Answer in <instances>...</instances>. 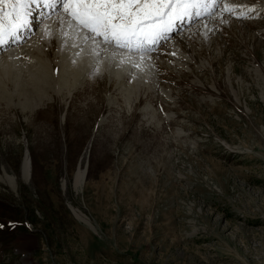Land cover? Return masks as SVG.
Wrapping results in <instances>:
<instances>
[{
    "label": "rangeland",
    "instance_id": "obj_1",
    "mask_svg": "<svg viewBox=\"0 0 264 264\" xmlns=\"http://www.w3.org/2000/svg\"><path fill=\"white\" fill-rule=\"evenodd\" d=\"M236 1L142 71L78 37L57 94L35 52L0 66V264H264V0Z\"/></svg>",
    "mask_w": 264,
    "mask_h": 264
},
{
    "label": "snow or ice",
    "instance_id": "obj_2",
    "mask_svg": "<svg viewBox=\"0 0 264 264\" xmlns=\"http://www.w3.org/2000/svg\"><path fill=\"white\" fill-rule=\"evenodd\" d=\"M52 6L55 0H0V44L7 43L5 37L15 38L29 24L31 7ZM218 0H61V8L69 29H73L81 43L91 46V54L98 57L101 52H110L113 60L129 63L143 70L140 63L131 59L145 55L161 42L181 23L193 15H201V7L210 9ZM243 5L229 6L225 3L222 12L237 18L252 11ZM211 14V13H208ZM67 35V33H63ZM76 46L75 44L73 45ZM175 55V53H171ZM151 57H149L150 59Z\"/></svg>",
    "mask_w": 264,
    "mask_h": 264
},
{
    "label": "bare ground",
    "instance_id": "obj_3",
    "mask_svg": "<svg viewBox=\"0 0 264 264\" xmlns=\"http://www.w3.org/2000/svg\"><path fill=\"white\" fill-rule=\"evenodd\" d=\"M225 3V2H224ZM228 4H230V3H228ZM237 4H240V3H236V5ZM243 6L245 5V4H242ZM0 7H5V6H3V5H0ZM224 7V5L222 6V7H220L219 8V11L218 12H216L217 14H221V17H222V15H224V14H226V13H228V12H222L221 11V9ZM253 9V8H252ZM242 10V9H241ZM244 10V9H243ZM32 15V14H31ZM53 17H51L50 18V20L49 21H46L45 23H42V26H41V28L38 30V36L37 37H32L31 38V40H27V41H25V44H23L24 42L22 41L20 44H18V45H15V46H13V47H11V48H9L8 50H5V53H4V55H1L0 56V66H4L5 67V64H9V63H13V61H15L14 59H16L17 60V58L19 57V56H21L22 58H24V57H28V56H31L34 52L36 53V54H38V57H39V59L45 64V67H46V69H45V67H43L44 65H42L41 64V66L44 68V70H46L47 71V73H46V75L48 74V79L49 80H51L52 82H54L55 83V88H53V90L55 91V93L57 94L58 92H59V90H60V88H61V86H60V82L61 81H59V79H65L66 80V77H67V79H69V77L68 76H66V77H64V75L65 74H63L64 72H66V70H68V67H73V65L71 64L72 63V60L73 59H70L69 60V62H66L64 59H62V56H63V54L61 53V51L64 49V45H65V49L67 48V46H66V43L67 42H70V41H72V40H74V38L73 37H77V35H76V33L74 32V30L73 29H69L68 27H67V24H66V18H64V17H61V18H56V19H53ZM224 23V22H223ZM36 26H38L37 24H36ZM63 33H67V35H63ZM53 36L54 38H56V41H57V43H58V51H57V53L56 54H54V58L56 57V59H55V63H54V66H59V68H61L60 70H58L57 71V74L55 75V74H51L52 72V70H53V64L52 63H50L49 62V56H48V52L46 53V51L44 50V48H46L45 46V43L46 44H51V41H50V37L49 36ZM73 38V39H72ZM179 38H177V39H175V40H178ZM29 41V42H28ZM78 41L79 42H77L79 45H82V43H81V41L78 39ZM173 41V40H172ZM76 43V44H77ZM84 46H85V53H84V55L85 54H87V51L86 50H89V52L90 53H88L89 55H91V46L90 45H86V44H84ZM68 47H69V44H68ZM74 47V46H73ZM77 47V46H76ZM75 47V48H76ZM83 48V47H82ZM82 48H81V50H82ZM177 48V47H176ZM175 48V49H176ZM69 50H72V49H69ZM65 51V50H64ZM75 51V50H74ZM68 52L69 51H67V54H68ZM70 52H72V51H70ZM78 52V51H77ZM84 52V51H83ZM83 52H81V54L83 55ZM177 52V51H176ZM22 53H23V55H22ZM59 53H61L60 54V56H59ZM64 53V52H63ZM103 53H105V54H108L109 55V57H106L105 56V58H111L110 56H111V53L110 52H103ZM77 54V53H76ZM78 54H79V52H78ZM103 55V54H102ZM86 56V55H85ZM181 56V55H180ZM17 57V58H16ZM32 58L34 57V56H31ZM36 57V56H35ZM69 57V56H68ZM133 58H134V56H132ZM131 57V58H132ZM135 57H137V56H135ZM14 58V59H13ZM37 58V57H36ZM84 58V57H83ZM88 58H90L89 56H88ZM96 58V57H95ZM138 59H139V57H137ZM137 58H135V59H137ZM13 59V60H12ZM35 59V58H34ZM38 59V58H37ZM66 59V58H65ZM75 59V58H74ZM76 59H80V57H76ZM112 59V58H111ZM138 59H137V61H138ZM12 60V61H11ZM20 60L21 59H18V62H20ZM109 60V59H108ZM115 60H118V59H115ZM23 61V60H22ZM28 61V60H27ZM17 62V61H16ZM64 62H66V63H64ZM142 62V61H141ZM5 63V64H4ZM22 63V62H21ZM36 63V62H35ZM37 63H41V62H39V60H38V62ZM68 63V64H67ZM93 63H95V65H97L98 66V68H97V70L98 71H100L101 72V70H103V68H104V65L106 64L105 63V60H104V56H103V58L102 57H97L96 59H95V61H93ZM13 64H15V63H13ZM25 64V63H24ZM27 64V63H26ZM34 64V63H33ZM31 65V64H30ZM40 65V64H39ZM110 65V64H109ZM112 65V64H111ZM11 66V65H10ZM25 66H27V65H25ZM23 67V66H22ZM31 67V66H30ZM30 67L28 66V68L30 69ZM41 67V68H42ZM70 67V68H71ZM0 68H2V67H0ZM11 68V67H10ZM9 68V69H10ZM18 68V67H17ZM16 68V69H17ZM26 69H28L27 67H25ZM40 68V70H42V71H44L43 69H41ZM90 68V67H89ZM89 68H87L88 70H89ZM109 68V67H108ZM6 69H8V67L6 68ZM8 69V70H9ZM12 69V68H11ZM19 69H20V67H19ZM23 69V68H22ZM32 69V68H31ZM86 69V70H87ZM18 70V69H17ZM85 70V71H86ZM1 71V70H0ZM5 71V70H4ZM23 71V70H22ZM30 71V70H29ZM35 71V70H34ZM45 71V72H46ZM110 71V70H109ZM6 72V71H5ZM27 72V71H26ZM40 72V71H39ZM10 73V72H9ZM28 73H30V72H28ZM35 73V74H34ZM34 73H30L29 75H30V80H33V82H35L36 83V81L38 82H40V78H41V76H43L44 74V72L41 74V76L39 77V75H38V71L36 72H34ZM55 73V72H54ZM102 73H103V71H102ZM1 74V73H0ZM4 74V73H3ZM72 74V73H71ZM2 75V74H1ZM109 76V75H108ZM43 78H44V76H43ZM46 78V77H45ZM47 79V80H48ZM42 80V79H41ZM44 80V79H43ZM73 80V79H72ZM50 81V82H51ZM28 82V81H27ZM49 82V81H48ZM48 82H45V84H47ZM67 83V82H66ZM66 83H64V85H66ZM72 83V82H71ZM45 84H44V86H45ZM49 84V83H48ZM68 84V83H67ZM36 85L38 86V85H40V84H37L36 83ZM50 85V84H49ZM70 85V84H69ZM29 86V85H28ZM43 86V87H44ZM51 86V85H50ZM42 87V86H41ZM69 87H71V86H69ZM45 88V87H44ZM51 88V87H50ZM49 88V89H50ZM57 88V89H56ZM67 88V87H66ZM35 89V88H34ZM62 89V88H61ZM39 90V89H38ZM44 92H45V90H44ZM44 92H42V93H44ZM69 93V92H68ZM46 97L47 98V96L45 95V94H43L40 98H39V100H38V102H39V104L41 103V101L44 99L43 97ZM37 102V101H36ZM39 104H36V106H39ZM30 105V104H29ZM36 106L34 107L33 106V108H31V109H36ZM29 107V106H28ZM27 157H25L24 158V164H23V173H24V176H28V172H29V165H28V160L26 159ZM29 159V158H28ZM82 179H83V173L82 172H79V173H77V175H76V178H75V184L77 185V184H79V185H81L82 184ZM0 180H1V178H0ZM5 180H6V182L7 183H9L10 185L12 184V182H13V178H11V177H6L5 178Z\"/></svg>",
    "mask_w": 264,
    "mask_h": 264
},
{
    "label": "water",
    "instance_id": "obj_4",
    "mask_svg": "<svg viewBox=\"0 0 264 264\" xmlns=\"http://www.w3.org/2000/svg\"><path fill=\"white\" fill-rule=\"evenodd\" d=\"M25 154H26V152H25Z\"/></svg>",
    "mask_w": 264,
    "mask_h": 264
}]
</instances>
